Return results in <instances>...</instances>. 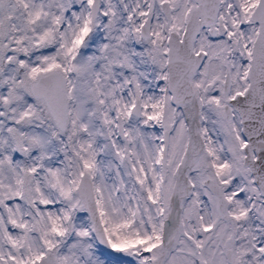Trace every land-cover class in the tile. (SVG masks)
<instances>
[{"label":"snow or ice","instance_id":"obj_1","mask_svg":"<svg viewBox=\"0 0 264 264\" xmlns=\"http://www.w3.org/2000/svg\"><path fill=\"white\" fill-rule=\"evenodd\" d=\"M0 264H264V0H0Z\"/></svg>","mask_w":264,"mask_h":264}]
</instances>
